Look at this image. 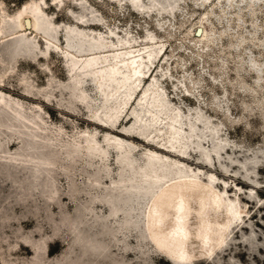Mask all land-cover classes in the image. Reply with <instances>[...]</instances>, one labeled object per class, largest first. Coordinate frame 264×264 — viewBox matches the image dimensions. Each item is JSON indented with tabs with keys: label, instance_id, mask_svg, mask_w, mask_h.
I'll use <instances>...</instances> for the list:
<instances>
[{
	"label": "bare ground",
	"instance_id": "1",
	"mask_svg": "<svg viewBox=\"0 0 264 264\" xmlns=\"http://www.w3.org/2000/svg\"><path fill=\"white\" fill-rule=\"evenodd\" d=\"M50 1L60 8L64 0ZM71 1L82 12L69 11L73 19L69 24L55 23L45 11L44 0H30L13 14L0 1V181H9L15 204L23 207L19 215L12 207L4 209L0 219L14 220L17 227L13 243L5 234L0 242L6 243V251L21 242L33 254L12 259L0 248L2 264H132L125 255L128 251L150 264H154L152 256H163L171 264L220 262L234 231L249 214L237 194L241 188L229 195L226 182L220 188L214 173L193 168L185 159L194 152L198 161L213 167L216 160L226 172L233 164L248 172L260 159L250 148L225 137L222 124L199 105L183 110L170 99L163 86L166 79H174L170 59L156 34L146 29L142 37H136L126 28L107 26L86 0ZM106 1L143 18L155 13L157 26L163 28L166 23L161 19L164 15L174 18L182 0ZM198 1L212 5L214 0H195V4ZM263 3L218 0L215 6L226 19L233 4L237 14L244 9L251 15ZM205 15L189 32L198 41L213 43L202 27ZM236 19L244 25L239 16ZM251 26L249 36L257 39L256 27ZM244 42L239 37L230 46L239 50ZM51 53L59 56L66 81L52 77L39 88L20 73L23 93L48 101L55 90L66 91L69 100L64 105L58 101L59 106L77 114L80 105L93 128L74 127L67 133L61 126L48 124L40 109L2 92L16 72L17 58L46 59ZM251 55L248 51L240 60L237 72L251 70L260 87L264 61L257 62ZM179 86L189 93L183 79L173 81L174 90ZM211 103L228 111L225 99L214 96ZM227 149L252 154L240 160L227 154ZM248 164L252 166L247 168ZM231 172L236 175L238 170ZM247 197H254L253 189ZM28 215L36 224L25 232L21 220ZM54 238L67 248L48 259L46 250Z\"/></svg>",
	"mask_w": 264,
	"mask_h": 264
},
{
	"label": "rangeland",
	"instance_id": "2",
	"mask_svg": "<svg viewBox=\"0 0 264 264\" xmlns=\"http://www.w3.org/2000/svg\"><path fill=\"white\" fill-rule=\"evenodd\" d=\"M0 1L3 2L7 13L13 14L30 0ZM44 1L48 3L46 13L52 15L53 21L58 24L73 22L69 11L82 12L71 0H64L60 8L52 4L50 0ZM86 1L87 6L90 5L91 9L96 10V14L103 18L107 26H117L119 29L126 28L136 37H142L146 29L156 34L165 43V56L170 59L168 66L172 78H174L173 81L183 79L189 91V93L183 92V88L180 86L174 90L173 81L166 79L163 81V86L170 99L180 105L183 110H186L187 106L199 105L204 113L211 116L215 122L222 124L225 137L243 148H250L260 159V163L254 169L250 168L248 172L239 168L237 164L231 165L229 171L226 172L218 166L216 160H214L215 165L210 167L198 161L199 155L194 152H191L190 157L185 159L193 168H199L203 171L210 170L214 173L220 178V188L222 181L226 182V190L229 195L237 192L238 187L241 188L237 194L240 201L246 203V210L249 212L244 219L245 223L234 231L233 240L220 256V262L217 263L216 260L209 263L198 261L195 264H264V152H258V149L264 148V79L258 87L255 85L254 73L251 70L237 72L240 60L248 51L252 53V59L255 61H264V46L260 45V43L264 44V3L255 7L254 14L251 15L245 14L244 9L240 14H237V8L233 4L227 10L229 14L225 19L221 9L215 6L218 0H214L212 5L209 3L200 5L199 1L195 4V0H182L179 3V9L174 11L175 17H169V19L164 15V19L161 21L165 22L166 25L159 28L157 26L159 17L154 16L155 13L143 18L133 13L128 7L120 9L116 4H111L106 0ZM204 14L206 15L202 27L210 34V38L214 39L213 43L198 41L197 37L189 32L191 28L194 29L199 26L196 24ZM237 16L243 20L244 25L236 19ZM252 23L256 27L257 39H251L249 36L250 32H253ZM58 36L60 43H63L61 34ZM239 37L246 39V42L242 43L239 50L231 48L230 45L239 40ZM39 44L41 45L42 42L40 41ZM7 47L10 48V45ZM244 47L248 48V51L242 52ZM4 56L6 59L9 58L7 53ZM163 60L164 56L159 63H162ZM15 65L16 72L6 80L3 93L24 104L33 105L36 110L40 109V113L43 114L48 124L61 126L67 133H71L74 127L78 130L94 127L87 122L85 112L80 105H77L79 111L77 114H71L63 106H59L58 101L64 105L69 100L66 91H61V94L59 89L55 90L54 97L47 101L40 95H25L22 86L18 83V74L20 73L29 76L33 80V84L39 88L45 87L47 81L52 77L57 81L65 82L66 74L59 56L51 53L46 59L37 58L36 60L29 57H19ZM214 96L227 101L228 111L211 103ZM125 124L127 121L123 122V125ZM134 140L136 142V139ZM140 142L138 144H141ZM206 146L208 145L206 144ZM15 147L14 144L11 149ZM238 151L239 149H233V151L227 149V154L240 160L244 156L252 154V152ZM223 156L225 157V154ZM226 163L228 162L226 161ZM251 166L248 164L246 167ZM235 170H238L236 175L231 172ZM248 179H253L258 183H251ZM249 189H253L254 197L252 199L247 197ZM12 191L9 181L3 183L0 181V216L4 209L10 210L11 207L16 215L23 212L22 205L15 204V196L11 193ZM64 202L68 203V209L71 210L72 205L69 201L64 200ZM53 209L57 211L55 207ZM11 213V211H7L8 215ZM2 223L6 226L2 227ZM35 224V218L30 217V215L21 220V226L25 232L34 230ZM16 227V221L10 220L5 223L0 219V236L2 234L9 236V242L13 243V232ZM45 227L49 233L46 225ZM243 235L244 238L242 239ZM131 241L133 240L131 239ZM0 248L6 251V243L0 242ZM66 248L65 243L61 242L59 238H54L48 244L46 257L53 259ZM6 253L10 254L12 259L31 258L33 255L32 250L21 242L16 248L6 251ZM125 255L132 264H150L135 259V255L131 251ZM152 259L154 264H171L163 256H152ZM0 264H2L1 258Z\"/></svg>",
	"mask_w": 264,
	"mask_h": 264
},
{
	"label": "water",
	"instance_id": "3",
	"mask_svg": "<svg viewBox=\"0 0 264 264\" xmlns=\"http://www.w3.org/2000/svg\"><path fill=\"white\" fill-rule=\"evenodd\" d=\"M199 33V29L196 31V34Z\"/></svg>",
	"mask_w": 264,
	"mask_h": 264
}]
</instances>
